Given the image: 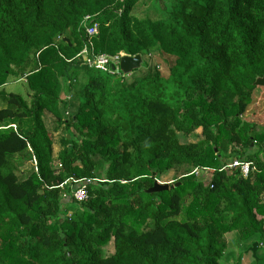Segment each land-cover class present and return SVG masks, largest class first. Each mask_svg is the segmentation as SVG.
<instances>
[{
    "label": "trees",
    "instance_id": "1",
    "mask_svg": "<svg viewBox=\"0 0 264 264\" xmlns=\"http://www.w3.org/2000/svg\"><path fill=\"white\" fill-rule=\"evenodd\" d=\"M145 1L153 17L134 16ZM84 48L156 52L168 74L102 72ZM263 76L264 0H0V88L30 92L0 89V264H219L232 231L259 249L264 134L241 117ZM45 115L66 132L57 153ZM234 159L255 171H219Z\"/></svg>",
    "mask_w": 264,
    "mask_h": 264
},
{
    "label": "rangeland",
    "instance_id": "2",
    "mask_svg": "<svg viewBox=\"0 0 264 264\" xmlns=\"http://www.w3.org/2000/svg\"><path fill=\"white\" fill-rule=\"evenodd\" d=\"M133 15L138 18H144L147 16L153 17L154 14L152 12L151 2L145 1L139 3L133 12ZM169 62L170 59L155 52L143 58L141 67H144L146 63V67L150 68L151 71L155 68L163 76H166L168 74V68L170 64ZM0 89L8 93L18 94L23 99H28L27 96L28 94H30L26 86L25 80H18V79L15 80L13 78H9L7 80V84ZM65 97L66 96L64 94L61 95L62 99H64ZM0 106H2L1 103ZM241 120L246 123H253L255 125V132L257 134L259 133L264 134V87H257L254 90L251 104L247 108L244 115L241 117ZM44 121L47 126V129L53 135L54 152L57 153L59 150L58 140L60 137L64 136L66 132L63 128L59 129V131L57 132H54L55 125L51 116L45 115ZM179 138H180V143L182 144L197 142L198 140L202 139L201 129L196 130L193 134H191L188 137H183L179 135ZM259 158L264 161L263 154H260ZM29 166H31V163L21 168V170L27 172ZM185 173H186V169L180 167L177 168V170H171L162 174L156 180L158 183L161 184H170L173 183V181L176 178L181 177L182 174ZM70 213L71 212H67L66 214L68 215ZM224 237L226 240L227 248L219 264H257L260 260L264 262V242L261 244L259 249H258L259 245L257 246L255 255L257 259L259 258L260 260L258 259V262L256 263L252 258L251 253L249 252V248H251L252 244L255 243L253 242V240L246 242L239 240L236 231L227 233ZM112 246H113L112 243H109L104 248V253H103L104 256H108L113 253ZM259 264H263V263H259Z\"/></svg>",
    "mask_w": 264,
    "mask_h": 264
},
{
    "label": "built area",
    "instance_id": "3",
    "mask_svg": "<svg viewBox=\"0 0 264 264\" xmlns=\"http://www.w3.org/2000/svg\"><path fill=\"white\" fill-rule=\"evenodd\" d=\"M87 19L88 17H86L84 21H86ZM85 32L89 36H94L97 34V26L93 25L92 27H85ZM123 56H125L123 53H120L113 57H106L104 55H89L86 48H84L78 55V57H80L82 61L85 62L88 66L110 74H120L119 63ZM111 67H113L114 69L112 70ZM234 170L237 171L239 176H241L242 178H247L251 172L255 171V167L251 162L234 159L229 160L219 168V171L232 172ZM207 172H209V169L207 168H194L192 169L190 174L199 176L201 174H207ZM75 198L77 200H83L84 198H86L85 191L83 189L78 190L75 193Z\"/></svg>",
    "mask_w": 264,
    "mask_h": 264
},
{
    "label": "water",
    "instance_id": "4",
    "mask_svg": "<svg viewBox=\"0 0 264 264\" xmlns=\"http://www.w3.org/2000/svg\"><path fill=\"white\" fill-rule=\"evenodd\" d=\"M142 57L140 55L136 56H123L120 60L119 63V71L122 76H128L130 75L133 71L139 70L142 65ZM113 70L114 68L111 67ZM254 86L256 87H264V76L262 78H259L255 81ZM176 184L175 186H177ZM169 189V184H161L158 183L157 180L154 181L153 185L151 188H149L146 192L151 194V193H158L161 191H166ZM258 243H253L251 248H249V252L252 255V258L255 260V262H258V259L255 255L256 249H257Z\"/></svg>",
    "mask_w": 264,
    "mask_h": 264
}]
</instances>
